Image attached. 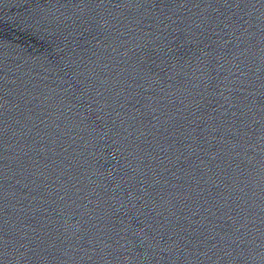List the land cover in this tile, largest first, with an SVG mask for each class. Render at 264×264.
Here are the masks:
<instances>
[{
	"label": "water",
	"instance_id": "95a60500",
	"mask_svg": "<svg viewBox=\"0 0 264 264\" xmlns=\"http://www.w3.org/2000/svg\"><path fill=\"white\" fill-rule=\"evenodd\" d=\"M0 264H264V0H0Z\"/></svg>",
	"mask_w": 264,
	"mask_h": 264
}]
</instances>
